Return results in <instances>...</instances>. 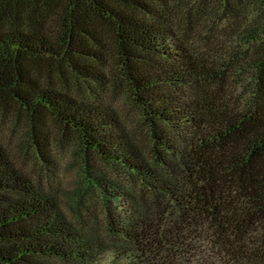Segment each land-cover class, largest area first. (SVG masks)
Returning <instances> with one entry per match:
<instances>
[{"label": "trees", "instance_id": "trees-1", "mask_svg": "<svg viewBox=\"0 0 264 264\" xmlns=\"http://www.w3.org/2000/svg\"><path fill=\"white\" fill-rule=\"evenodd\" d=\"M0 264H264V0H0Z\"/></svg>", "mask_w": 264, "mask_h": 264}, {"label": "rangeland", "instance_id": "rangeland-1", "mask_svg": "<svg viewBox=\"0 0 264 264\" xmlns=\"http://www.w3.org/2000/svg\"><path fill=\"white\" fill-rule=\"evenodd\" d=\"M207 7H211L210 10L214 11V13L211 16H209V17H211V22L209 21L207 24H205L202 27L197 38H201V43H200L201 46L204 45V43H203L204 41L205 42L209 41L208 45L210 47H211V45L216 47L218 43L220 44L222 39H224V41H226L224 36H226L228 34V32L225 33L223 31H220V29H219L220 24L218 22H216V18L221 13L219 11L218 4L213 2L211 5V1H210L209 5ZM196 27L199 28V25H196ZM195 31H196V28H195ZM229 35H231V33ZM128 113L132 114L134 112L132 110H129ZM17 139H20V138L18 137ZM23 156H22V158H23L22 161H23L24 167H26V168L30 167V164L32 163V161H31L32 156H30L29 152L23 154Z\"/></svg>", "mask_w": 264, "mask_h": 264}]
</instances>
